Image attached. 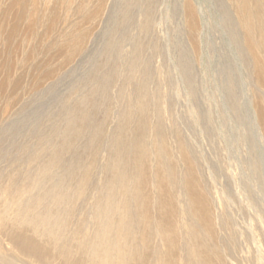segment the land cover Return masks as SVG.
<instances>
[{"label": "rangeland", "instance_id": "rangeland-1", "mask_svg": "<svg viewBox=\"0 0 264 264\" xmlns=\"http://www.w3.org/2000/svg\"><path fill=\"white\" fill-rule=\"evenodd\" d=\"M243 6L0 0V264H61L12 228L68 213L61 242L87 240L99 203L130 216L132 261L264 264V51Z\"/></svg>", "mask_w": 264, "mask_h": 264}, {"label": "bare ground", "instance_id": "bare-ground-1", "mask_svg": "<svg viewBox=\"0 0 264 264\" xmlns=\"http://www.w3.org/2000/svg\"><path fill=\"white\" fill-rule=\"evenodd\" d=\"M257 2L258 3L262 2V5H254V8L251 9V4L249 3V1L243 0V5H244L243 8L248 11L245 12L247 15L246 18L247 21L244 24V26H246L245 31L247 34V38L250 41L251 50H256L257 48V50L260 49L264 51V1L260 0ZM256 36L258 37L260 36L262 39L259 40L258 42H255L254 37ZM260 71L262 73L264 72V65H262V70ZM52 195L53 194L51 193H47L46 196H52ZM101 208L102 206L99 203L97 205V210H96L98 229L97 231H95V234L92 235L93 237L90 236L89 239L83 240L84 241L83 242V241H77L78 240L77 235L80 234L78 232H76V234H74L72 237L70 236L71 240L69 239V241L71 243L76 242L77 244L75 248L79 251L78 253L81 254L79 258L75 257L72 254L71 243H66L67 241L61 242L64 240L67 231L68 222L66 218L69 215L66 214L68 213L64 215L62 214V216L57 215L53 217V219H51V216L44 217L43 214L35 215V217L31 219H27L26 217L23 223L25 224V227L32 230L31 235L26 236L20 234L21 231L15 232V229L13 228L11 230L13 232H10V234H12L11 236L12 238L19 240V242H21L22 251L26 255L37 257L41 263H47L46 259H48V257L46 256H51L52 258V256L60 255L62 256L63 259H65V261H61V264H178V261H132L134 259V256H132L128 251V246L126 247V245L129 244L130 242H131V248L133 246L131 233H130V227H131L130 216L121 217L120 220L118 221L119 224H117L114 228L112 219L107 214L105 216ZM124 208L130 210V206L127 204H125ZM105 211L107 212L106 208L104 212ZM23 218L24 217L20 219ZM5 225L7 227H10V224L6 223ZM14 233H16V235L13 236ZM39 238L43 240L46 244H51L53 247H55L56 245L58 246V248L57 249L55 248V250L51 251L50 249L45 247L43 243L40 242L41 240ZM87 245H91L90 248L91 252L88 254V259L85 260L86 257L85 247H87ZM72 257L75 260H73ZM186 264H211V261H187Z\"/></svg>", "mask_w": 264, "mask_h": 264}]
</instances>
